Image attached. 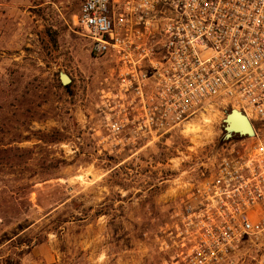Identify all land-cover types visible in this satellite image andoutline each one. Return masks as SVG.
<instances>
[{
	"label": "rangeland",
	"instance_id": "374dc122",
	"mask_svg": "<svg viewBox=\"0 0 264 264\" xmlns=\"http://www.w3.org/2000/svg\"><path fill=\"white\" fill-rule=\"evenodd\" d=\"M80 2L0 0V264H193L171 214L179 185L214 162L225 114L199 111L149 144L102 139L111 64L89 53ZM256 254L245 241L219 264Z\"/></svg>",
	"mask_w": 264,
	"mask_h": 264
},
{
	"label": "built area",
	"instance_id": "2783aa9c",
	"mask_svg": "<svg viewBox=\"0 0 264 264\" xmlns=\"http://www.w3.org/2000/svg\"><path fill=\"white\" fill-rule=\"evenodd\" d=\"M75 23L111 64L102 139L149 144L208 109L249 119L253 135L224 129L210 168L179 185L168 235L193 264L245 241L264 264V0H81Z\"/></svg>",
	"mask_w": 264,
	"mask_h": 264
},
{
	"label": "water",
	"instance_id": "95a60500",
	"mask_svg": "<svg viewBox=\"0 0 264 264\" xmlns=\"http://www.w3.org/2000/svg\"><path fill=\"white\" fill-rule=\"evenodd\" d=\"M59 78L60 81L63 85H66L68 83L71 82V78L68 74H66L64 71H60L59 73ZM236 109H231L230 112H227L225 114V117L223 118L224 121V129L227 132V136H228V128H241L243 129L246 133L245 135L251 134L253 135L254 131H253V126L251 124V122L249 121V119L240 111H238V113L241 115L242 117V121H243V125L241 127H239L234 120H232L230 117V115H232V113L235 111Z\"/></svg>",
	"mask_w": 264,
	"mask_h": 264
},
{
	"label": "bare ground",
	"instance_id": "6f19581e",
	"mask_svg": "<svg viewBox=\"0 0 264 264\" xmlns=\"http://www.w3.org/2000/svg\"><path fill=\"white\" fill-rule=\"evenodd\" d=\"M213 111V110H212ZM232 120L235 121V123L241 127L243 125V121H242V117L241 115L238 113V110H235L232 115H230V117ZM208 121V120H207ZM233 132H237L238 134H242L244 135L246 132L241 129V128H228V135H232ZM248 135H251V134H248Z\"/></svg>",
	"mask_w": 264,
	"mask_h": 264
}]
</instances>
